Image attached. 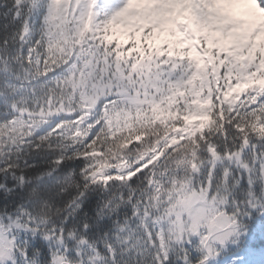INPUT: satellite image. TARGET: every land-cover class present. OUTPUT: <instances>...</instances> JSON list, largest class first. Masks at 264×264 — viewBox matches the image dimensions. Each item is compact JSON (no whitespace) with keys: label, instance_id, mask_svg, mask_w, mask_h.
I'll list each match as a JSON object with an SVG mask.
<instances>
[{"label":"snow or ice","instance_id":"obj_1","mask_svg":"<svg viewBox=\"0 0 264 264\" xmlns=\"http://www.w3.org/2000/svg\"><path fill=\"white\" fill-rule=\"evenodd\" d=\"M0 264H264V0H0Z\"/></svg>","mask_w":264,"mask_h":264}]
</instances>
